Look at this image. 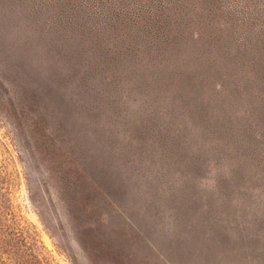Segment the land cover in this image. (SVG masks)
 Returning a JSON list of instances; mask_svg holds the SVG:
<instances>
[{"label":"rangeland","instance_id":"rangeland-1","mask_svg":"<svg viewBox=\"0 0 264 264\" xmlns=\"http://www.w3.org/2000/svg\"><path fill=\"white\" fill-rule=\"evenodd\" d=\"M195 238L264 264V0H0V264Z\"/></svg>","mask_w":264,"mask_h":264},{"label":"water","instance_id":"water-1","mask_svg":"<svg viewBox=\"0 0 264 264\" xmlns=\"http://www.w3.org/2000/svg\"><path fill=\"white\" fill-rule=\"evenodd\" d=\"M190 244L193 246L194 250H199V251H196L194 255L195 264H204V263L206 264L204 258L206 254L209 252V250L205 248V244H202L199 238L192 239L190 241Z\"/></svg>","mask_w":264,"mask_h":264}]
</instances>
